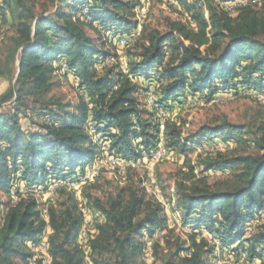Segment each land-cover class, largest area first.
<instances>
[{
  "label": "trees",
  "instance_id": "1",
  "mask_svg": "<svg viewBox=\"0 0 264 264\" xmlns=\"http://www.w3.org/2000/svg\"><path fill=\"white\" fill-rule=\"evenodd\" d=\"M169 1L180 9V18H167L164 30L142 23L129 45L125 72L122 63H115L117 54L106 35L131 36L141 0H42L38 10L37 0H0V23H10L14 31L0 77L14 79L9 93H15L13 110L0 112V190L10 195L19 185L45 189L50 181L83 174L101 145L127 160L152 150L160 133L166 150L179 155L194 145L235 139L256 152L199 157L200 175L188 161L181 178L174 179L175 208L188 228L186 239L166 238L164 255L154 241L152 263L215 264L217 253L228 252L235 264H264V222L248 234L252 221L264 213V123L224 120L184 136L168 118L173 104L191 101L195 94L205 93L208 101L219 93L244 91L264 99V0L238 5L234 15L226 4L237 0ZM61 61L79 85L74 104L47 98L55 86V64ZM129 75L154 84L149 110L138 99L145 88ZM158 110L167 114L162 132ZM26 112L35 128H22L19 114ZM88 123L95 127L96 142ZM225 170L233 171L232 180L207 182L206 173ZM126 175L122 185L106 182L105 200L90 192L98 187L97 178L82 186L81 201L73 190L60 187L54 203L46 206V218L33 195L20 196L4 213L0 210V264H31V245L47 227L50 264H146L143 238L166 226V212L145 191V171L128 168ZM83 208L99 215L87 252L78 243Z\"/></svg>",
  "mask_w": 264,
  "mask_h": 264
},
{
  "label": "rangeland",
  "instance_id": "2",
  "mask_svg": "<svg viewBox=\"0 0 264 264\" xmlns=\"http://www.w3.org/2000/svg\"><path fill=\"white\" fill-rule=\"evenodd\" d=\"M42 0H37V10L40 8L39 4ZM258 0H237L234 3L226 4L227 9L231 12V14H235V7L238 5L246 4V3H257ZM171 2L169 0H141L139 6L135 8L136 18L138 20L137 29L138 32H135L134 36L129 35H113L108 33L106 38L108 42H110L109 48L113 54H117L115 56L116 64H123L127 61L128 56L131 53L132 47L129 48L131 41L133 38L139 35L141 24L144 23L146 26L150 28H158L160 30L165 29V21L167 18L175 19L180 18V9L173 8ZM185 16V14H184ZM9 22V21H8ZM90 35H93L91 30H87ZM134 34V33H132ZM14 35L13 28L10 27V23L1 24L0 23V71L5 69L6 60L9 56V53L13 49L14 43L11 40V37ZM125 38L128 40V46H123L120 42V38ZM110 39V40H109ZM113 61V58H110L109 63ZM64 63L63 61L57 62L55 64L58 68L59 65ZM18 62L17 60L13 63L14 75H16V68ZM127 66V65H126ZM99 70H101L102 65L97 66ZM58 70V69H56ZM127 70V67H126ZM54 77L52 81L55 83L54 88L49 93L47 98H54L59 100L61 103H76L77 95L76 90L77 80L66 73L65 70L60 69L59 72L54 73ZM67 75V76H66ZM138 84H142L145 88L144 96L142 93L138 95L139 102L141 106L145 109L150 108V105L154 102L153 99H149L148 91H149V83L153 86L152 82H146L143 77L142 80L139 79L137 81ZM14 83V79L10 80L7 76L0 77V112L2 111H10L13 110L15 105V93H9L11 85ZM146 85V86H145ZM152 86V87H153ZM76 89V90H75ZM153 89V88H152ZM155 89V87H154ZM153 89V94H154ZM148 90V91H147ZM8 94L4 98L3 96ZM147 96V97H146ZM191 101L187 100L182 104H173V107L168 112V118L170 121L175 122L178 126L182 128V133L184 136L192 134L196 132L202 125H215L222 121H228L233 124L240 125H253L257 126L261 123H264V99L261 96H257L255 94H248L244 91H235L219 93L216 97H212L211 100H206L205 93L203 94H195L191 97ZM150 100V101H149ZM152 101V102H151ZM29 104V102H27ZM26 114V115H25ZM157 116L160 117L157 112ZM167 119V114L165 116ZM164 119V122L166 121ZM19 120L21 126L24 130H28L29 128H35L33 120L30 118V113H20ZM160 129V125H159ZM164 129V128H163ZM161 130V129H160ZM161 130L160 132H162ZM90 133V132H89ZM91 134V133H90ZM163 137L162 133H160L158 141L160 142V138ZM247 138H250L249 135H246ZM98 135L95 134L94 141L96 142ZM164 142L165 138L163 137ZM166 143V142H165ZM221 144V145H220ZM216 145H220V147H216ZM107 146V145H105ZM100 153L95 157L98 160V163L94 159V161L85 167V173L92 169V166L96 167L97 164L101 163V167L99 169V173L96 177L91 180L93 182L95 180L96 185L98 186L95 189L90 190L91 194L94 196L105 200L108 186L106 185L107 181H111L113 185L119 184L122 185L124 180H126L127 175L126 171L128 168L137 169L139 173L143 174L146 172V176L143 179V186L148 195H152L155 199H157L165 210L166 214V226L158 230L152 238L144 237L143 240L146 242L143 259L146 264H153V256H152V246L154 241L159 243L158 252L160 255H164L167 251V246H165L164 241L167 238L170 242L175 241L177 238L180 240L186 239V232L188 228L184 227L180 220V212L175 208L176 207V193H175V178H181L180 172H184L187 170L186 163L191 162L196 168L199 157L204 158L207 155H215L218 152L220 153H229V154H243V153H254L255 149L250 144H246L243 142H238L235 139L227 141V142H218V143H203L202 145H194L190 147L189 150L185 154H177L173 151L165 150V154L161 155L159 158L152 157L149 162H145L146 158L140 157L139 159H131V162H134L133 165H124L123 167H116L114 162H104V145H101ZM108 147V146H107ZM153 150V151H152ZM152 150H146L148 155L156 154V147ZM152 151V153H151ZM112 155V154H111ZM113 156V155H112ZM162 157V158H161ZM116 158V157H115ZM101 159V160H100ZM118 160H125L117 158ZM153 159V160H152ZM127 161V160H125ZM125 163V162H124ZM91 167V168H90ZM126 167V168H125ZM88 168V169H86ZM80 172V171H78ZM196 174L200 175L199 168L196 169ZM232 172L230 170H225L224 172L216 171V172H208L207 182L209 184L214 183H225L232 180ZM100 174V176H99ZM142 176V175H141ZM63 180H53L52 182H48V184L59 182ZM89 181V183H91ZM88 184V183H86ZM85 184H81L74 187H69V189L75 192V196L79 201L81 198L82 186ZM56 186H58L56 188ZM60 185H55L52 189V193L50 196L45 189L38 188L37 191L31 192L30 187L22 185V189L20 190H12L10 195L3 193L0 190V210L2 213L5 212L7 206L15 203L20 196L25 195H33L37 198L41 208L43 217L46 218V206L48 203H54L57 198V191L60 188ZM19 191V192H18ZM28 191V192H27ZM56 195V196H55ZM84 212V221L80 231L84 228V232H86L85 237L91 235L95 236L94 232V223L97 221L99 215L95 213L93 209H82ZM95 215V216H94ZM264 222V213L258 218L254 219L251 223V230L248 232H252L256 227L260 226ZM89 228V230H87ZM79 231V233H80ZM208 232L206 229H201L202 232ZM50 230L47 227L40 236L39 242L31 245V251L33 252V257L31 259V264H33L32 260H36L37 258L42 259V264H47L45 261V255L48 259V264H50V258L47 254L48 249V239L46 238V234L49 235ZM209 233V232H208ZM248 233V234H249ZM210 234V233H209ZM79 237V234H78ZM209 239V236H205ZM88 238L85 241L80 243V247L87 252V243ZM45 241V252H40V243ZM87 242V243H86ZM79 243V240H78ZM151 255V256H150ZM218 259H215V264H222L227 262L229 264H235L229 255L228 252H225L223 255L217 253ZM241 264V263H240Z\"/></svg>",
  "mask_w": 264,
  "mask_h": 264
},
{
  "label": "bare ground",
  "instance_id": "3",
  "mask_svg": "<svg viewBox=\"0 0 264 264\" xmlns=\"http://www.w3.org/2000/svg\"><path fill=\"white\" fill-rule=\"evenodd\" d=\"M256 1V0H255ZM87 12H88V9H87V7H84L83 8V14H85V15H87ZM190 21V20H189ZM110 40V39H109ZM56 69H58V70H56ZM56 69H55V71H54V73H57V72H59V70L60 69H63V70H65L66 71V65H65V63H62L61 65H59L58 66V68L56 67ZM131 80H132V82L134 81H137V80H139V79H141L142 80V77L141 76H138V75H136L135 76V78H130ZM146 86V85H145ZM153 86V85H152ZM153 89H154V86L152 87ZM153 89H152V92H153ZM148 91V90H147ZM200 95V94H199ZM147 97V96H146ZM147 98H149V99H153V96H150V93H149V91H148V97ZM150 101V100H149ZM152 102V101H151ZM158 115H159V117H160V119H161V121H160V129H161V126H164V119H165V115L164 114H160V112L158 111ZM166 120V119H165ZM87 130L91 133V134H96V130H95V127H94V125L92 124V123H88L87 124ZM161 131V130H160ZM160 142H161V148H162V154H160V155H155V154H153L152 153V151H151V155H153L154 157H156L155 159H157V157L159 158L161 155H164L165 154V150H166V147H165V142H164V139H163V137H161L160 138ZM148 152H146V150H142V152H141V156L142 157H144V158H146L147 157V154ZM152 156V157H153ZM162 158V157H161ZM96 160V159H95ZM98 160H99V158L96 160V162L98 163ZM101 160V159H100ZM153 160V159H152ZM123 162H125V163H132L131 162V159H127V161H125V160H123ZM100 167H101V163H99V165L97 164V166L95 167L98 171H99V169H100ZM91 168V167H90ZM126 168V167H125ZM86 169H88V168H86ZM89 170V169H88ZM98 174V173H97ZM97 174H94V175H92V169L91 170H89L88 172H86V173H80V172H77L71 179H69V180H63V181H59L58 183H65L64 185H60L61 187H63V186H65V187H67L68 189H69V187H74V186H78V185H81V184H86V183H89V181L91 182V180H93V178L94 177H96V175ZM83 177H88L87 178V180H84L83 181ZM56 181V180H55ZM58 181V180H57ZM52 182V181H51ZM55 187V186H54ZM58 186H56V188H57ZM38 188L39 187H30V191L31 192H35V191H37L38 190ZM53 191H54V189H53ZM19 192V191H18ZM28 192V191H27ZM32 194V193H31ZM30 194V195H31ZM33 195H34V193H33ZM56 196V195H55ZM83 230L82 231H80V233H79V237H78V240H79V244L80 243H82L83 241H85L84 240V237H85V233L86 232H84V228H82ZM87 230H89V228H87ZM249 233V232H248ZM83 235H84V237H83ZM87 237V236H86ZM87 243V242H86Z\"/></svg>",
  "mask_w": 264,
  "mask_h": 264
},
{
  "label": "built area",
  "instance_id": "4",
  "mask_svg": "<svg viewBox=\"0 0 264 264\" xmlns=\"http://www.w3.org/2000/svg\"><path fill=\"white\" fill-rule=\"evenodd\" d=\"M138 30H136L135 32H138ZM135 32H134V34H131V36H134L135 35ZM120 42H121V44L123 46H128V40L126 39V37L125 38L124 37L123 38H120ZM123 68L125 69V72H127V70H126V62H124ZM129 77L130 78H135V76H132V75H129ZM77 87H78V90H79V85H77ZM149 93H150V96H153L154 95L152 93V84L151 83H149ZM158 111L160 112V114H164L166 116V112L165 111H163V110H158ZM163 128H164V126H161V130H163ZM220 145H216V147H220ZM155 147H156V154L155 155L162 154L161 142H157V144H156ZM152 156L153 155H147L145 162H149L150 159L152 158ZM103 161L104 162H114L116 167H123L124 165H133L134 164V162H132V163H124L123 161L118 160L117 158H115L114 156H112L109 153L108 147L105 146V145H104ZM97 173H99V171L94 166H92V175L97 174ZM87 178L88 177H83V181L84 180H87ZM64 184L65 183H57V182H54V183H51V184H47L46 190L48 192V195L50 196V193H52V189H53V187L55 185H64ZM20 189H22V185H19L18 187L13 188L12 190H20ZM202 234L204 236H209V240H212L213 242L217 243V240H215L212 237V235L209 234L208 232H204L203 231ZM48 236L49 235L46 234V238L45 239H48ZM83 237H84V235H83ZM86 238H88V237H84L85 240H86ZM40 252H45V241L40 243ZM45 261H47V264H48V259H47V256L46 255H45ZM32 262L34 264V260H32Z\"/></svg>",
  "mask_w": 264,
  "mask_h": 264
}]
</instances>
